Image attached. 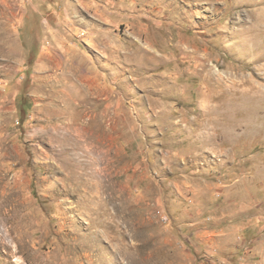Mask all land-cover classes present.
<instances>
[{"label":"rangeland","instance_id":"374dc122","mask_svg":"<svg viewBox=\"0 0 264 264\" xmlns=\"http://www.w3.org/2000/svg\"><path fill=\"white\" fill-rule=\"evenodd\" d=\"M0 264H264V0H0Z\"/></svg>","mask_w":264,"mask_h":264}]
</instances>
